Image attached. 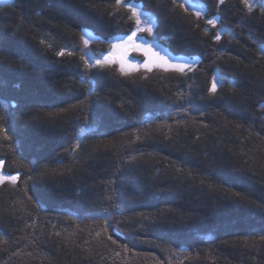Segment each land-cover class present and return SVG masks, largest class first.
Wrapping results in <instances>:
<instances>
[{
    "label": "trees",
    "instance_id": "16d2710c",
    "mask_svg": "<svg viewBox=\"0 0 264 264\" xmlns=\"http://www.w3.org/2000/svg\"><path fill=\"white\" fill-rule=\"evenodd\" d=\"M258 1L0 0V161L17 177L0 185V264H264ZM128 4L195 67L88 62L125 53Z\"/></svg>",
    "mask_w": 264,
    "mask_h": 264
},
{
    "label": "rangeland",
    "instance_id": "374dc122",
    "mask_svg": "<svg viewBox=\"0 0 264 264\" xmlns=\"http://www.w3.org/2000/svg\"><path fill=\"white\" fill-rule=\"evenodd\" d=\"M250 3H253L255 6L259 5L258 0H249ZM187 5L196 8L197 6L194 4L187 3ZM137 11L140 13L141 16V24L138 26L137 31L135 32V37L133 38L135 42V46L133 45V41L128 40L127 38H123L121 42H118L113 48V45H111V51L113 54H117L120 52L123 47H127L125 50V53L122 52L121 54H117V58H112L109 57L107 54L100 55L97 58H94L91 53L86 54V58L88 62H92L93 66H96L98 64V61L103 58L105 61H112L111 63H106L107 64H118L121 68V65L124 68V72H135L136 70H140L141 67H144L142 69H150L153 67H164L167 69H172L171 67H168V65H165L163 61L160 59V57H164V53H166L167 49L165 48L166 45L162 44L161 42H157V40L154 38L155 37V32H156V22L154 20V17L149 16L145 14L141 8V6L135 7ZM135 18V16H134ZM136 19V18H135ZM151 26V31H148V27ZM146 35H149L147 37ZM150 38V39H149ZM85 40L88 41L87 46H90L89 44L94 42L96 39L94 36L89 33L85 32ZM139 49H151V52L148 56L144 54V51L137 50ZM162 50V52H161ZM164 52V53H163ZM151 53H157L158 55H151ZM140 55L143 57V60L141 58H137V56ZM166 60L169 61V64H183L190 66L189 68H186L185 71L191 70L195 67V64L191 60H186L183 63H179L176 61V59L172 58H165ZM140 68V69H138ZM5 172L4 168L0 166V185L9 182L10 180L5 179ZM17 182V181H16Z\"/></svg>",
    "mask_w": 264,
    "mask_h": 264
},
{
    "label": "snow or ice",
    "instance_id": "6c2138e0",
    "mask_svg": "<svg viewBox=\"0 0 264 264\" xmlns=\"http://www.w3.org/2000/svg\"><path fill=\"white\" fill-rule=\"evenodd\" d=\"M224 0H220V3L223 4ZM123 3V0H117V6H119L120 4ZM181 6H184L185 4L189 3V0H180ZM244 3L249 7V9H252L253 7H255V5L253 3H250L249 0H244ZM128 8H130V10L133 13V16H135L136 18V24L137 26H139L141 24V16L140 13L137 11V9L132 5V4H128L126 5ZM261 7H264V5H261ZM187 10V9H186ZM197 15H199V13H197ZM209 23L215 25L216 21L215 20H209ZM151 26L148 27V31H151ZM135 32H133L127 39L133 41V45L135 46V42L133 40V38L135 37ZM216 38L219 39V33H217ZM85 44L88 43L87 40L84 41ZM137 50H141L144 51V54L146 56H148L151 52V49H139L137 48ZM59 55L63 56L64 52H60ZM151 55H158L157 53H151ZM160 59L163 61V63L165 65H168V67H171L173 70H175L176 72L179 73H184L186 68L190 69V66L187 65H183V64H169V61L166 60L164 57H160ZM112 61H105L103 58H101L98 63L100 64L101 67H104L106 65V63H111ZM121 72H124V68L121 65ZM126 74V73H125ZM217 91V82L215 79H213L212 85H211V92L213 94H215ZM262 110H264V106H262ZM76 146H79V141L76 142ZM3 162L0 161V166H2ZM5 179L10 180L12 183H15L17 180L16 176H12L10 174H5ZM109 239H111V236H109ZM262 239H264V237H262ZM113 243H115V241H113Z\"/></svg>",
    "mask_w": 264,
    "mask_h": 264
},
{
    "label": "water",
    "instance_id": "95a60500",
    "mask_svg": "<svg viewBox=\"0 0 264 264\" xmlns=\"http://www.w3.org/2000/svg\"><path fill=\"white\" fill-rule=\"evenodd\" d=\"M7 2L8 1H3L1 4L4 6V5H7ZM253 9V8H252Z\"/></svg>",
    "mask_w": 264,
    "mask_h": 264
},
{
    "label": "bare ground",
    "instance_id": "6f19581e",
    "mask_svg": "<svg viewBox=\"0 0 264 264\" xmlns=\"http://www.w3.org/2000/svg\"><path fill=\"white\" fill-rule=\"evenodd\" d=\"M8 183V182H7Z\"/></svg>",
    "mask_w": 264,
    "mask_h": 264
}]
</instances>
